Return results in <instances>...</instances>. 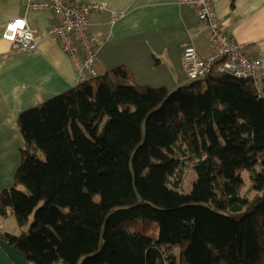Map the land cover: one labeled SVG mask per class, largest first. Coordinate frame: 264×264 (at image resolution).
<instances>
[{"label": "trees", "instance_id": "trees-1", "mask_svg": "<svg viewBox=\"0 0 264 264\" xmlns=\"http://www.w3.org/2000/svg\"><path fill=\"white\" fill-rule=\"evenodd\" d=\"M110 74L20 114L25 149L0 215L34 221L0 239L30 264H264V85L213 72L170 90ZM245 171L262 192L252 201Z\"/></svg>", "mask_w": 264, "mask_h": 264}, {"label": "crops", "instance_id": "crops-1", "mask_svg": "<svg viewBox=\"0 0 264 264\" xmlns=\"http://www.w3.org/2000/svg\"><path fill=\"white\" fill-rule=\"evenodd\" d=\"M79 1L107 4L105 11L90 16V30L100 39L98 77H112L111 71L125 67L140 86L175 90L190 83L184 50L194 47L203 57L212 51L197 11L178 0ZM212 3L225 34L248 56H264V0ZM19 17L36 31L34 51H13L3 39L6 24ZM56 23L53 12L29 10L27 0H0V195L14 187L22 164L25 142L17 125L20 114L79 85L72 61L48 34ZM4 215H0L2 235H21L9 208Z\"/></svg>", "mask_w": 264, "mask_h": 264}, {"label": "built area", "instance_id": "built-area-1", "mask_svg": "<svg viewBox=\"0 0 264 264\" xmlns=\"http://www.w3.org/2000/svg\"><path fill=\"white\" fill-rule=\"evenodd\" d=\"M183 6L198 13L201 32L211 45V53L203 57L194 47H187L183 53V65L188 79L197 81L213 72L231 74L238 79L252 80L258 88L264 85V56L250 57L235 41L228 37L217 18L212 0H178ZM32 11H51L57 23L48 34L57 42L72 61L78 74L79 84L98 77V45L100 39L90 30V16L103 12V2L85 3L79 0H27ZM114 17V19H116ZM3 39L13 51H34L38 48L36 31L26 18L9 21L4 29ZM3 222L0 221V235Z\"/></svg>", "mask_w": 264, "mask_h": 264}, {"label": "rangeland", "instance_id": "rangeland-1", "mask_svg": "<svg viewBox=\"0 0 264 264\" xmlns=\"http://www.w3.org/2000/svg\"><path fill=\"white\" fill-rule=\"evenodd\" d=\"M190 83H191V81H190ZM185 161L187 164H186V167L183 169V172L181 173L183 182L180 186V189H178L177 191L184 193V194H189L192 191L193 183L196 181L197 175L193 169V163L190 162L189 160H185ZM255 171L256 172H264V165H262V163L260 162L259 165L256 167ZM242 175H243V179H244V185L242 187L241 195L245 199L252 201L254 198L261 195L262 192L259 190H256L254 188L255 183H254V180L252 178L251 172L245 171L242 173ZM171 181H175V178H172ZM171 187H174V185L171 184ZM22 189L26 190L24 187H22ZM96 200H99V197H97ZM11 221L14 223V225L19 227L15 218H13ZM33 221H34V217L32 216L30 223L27 226H25L23 228L19 227L20 234H22L24 232H29ZM158 234H159L158 225L153 224L151 227V231H150L151 238H153L154 240H157ZM168 254H173L178 258L179 257V249L174 248V249L170 250L168 252Z\"/></svg>", "mask_w": 264, "mask_h": 264}, {"label": "water", "instance_id": "water-1", "mask_svg": "<svg viewBox=\"0 0 264 264\" xmlns=\"http://www.w3.org/2000/svg\"><path fill=\"white\" fill-rule=\"evenodd\" d=\"M0 264H30L15 245L0 239Z\"/></svg>", "mask_w": 264, "mask_h": 264}]
</instances>
